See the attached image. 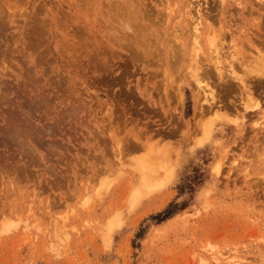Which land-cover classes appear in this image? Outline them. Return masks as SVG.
Listing matches in <instances>:
<instances>
[{
  "label": "rangeland",
  "instance_id": "1",
  "mask_svg": "<svg viewBox=\"0 0 264 264\" xmlns=\"http://www.w3.org/2000/svg\"><path fill=\"white\" fill-rule=\"evenodd\" d=\"M198 15L197 59L216 35L252 88L221 95L237 122L196 114ZM259 50L264 0H0V264H264V106L240 119Z\"/></svg>",
  "mask_w": 264,
  "mask_h": 264
},
{
  "label": "bare ground",
  "instance_id": "2",
  "mask_svg": "<svg viewBox=\"0 0 264 264\" xmlns=\"http://www.w3.org/2000/svg\"><path fill=\"white\" fill-rule=\"evenodd\" d=\"M114 2V1H113ZM89 11V10H88ZM125 12H126V10H125ZM124 12V13H125ZM130 14V13H129ZM115 15V14H114ZM170 16V15H169ZM126 17V16H125ZM192 18H194V17H192ZM124 19V18H123ZM87 20V19H86ZM196 21L194 22V26H193V37H194V39L192 40V42H193V48H192V50H193V59H194V64L195 65H193L192 67L194 68H190L191 70H193V71H190L191 72V74H190V76H191V79L196 83V85L198 86V89L200 90V91H202L203 92V95H204V97H206V98H204V100H203V102L202 103H200L199 104V102H200V99H199V102L197 103L198 105H199V107H198V109H197V115H198V113H199V116H203V114L205 113V110H206V112H209L212 108L214 109V106H216V104H220V106H219V108L218 109H215V113H213V114H215V116H217L218 118H220V119H222V120H231V121H233V122H237V118L236 117H233V116H231V114L227 111L228 109L226 108V107H228L224 102L222 103V101H221V98L224 96V94H229V93H227L228 91L230 92V90L232 89V85L231 84H233V81L230 83L229 81H230V79H233V80H235L234 82L237 84V82L239 83V85H238V88L242 91V90H244V89H252V88H250L249 87V82H248V80H246V78L243 76V75H239V73H237V71H236V69H235V66H234V64H229V62L228 63H226L225 62V60H226V58H225V55H223L222 53L224 52H222V48L224 49V46H222L224 43L222 42L223 41V39H220L219 41H221V43L219 44V43H217L218 41L217 40H215V38H218L216 35L215 36H213V37H211L210 39H209V43L211 44V46L213 47L212 49H210L209 50V58H210V64L212 65V67L210 66V67H207L208 65H203V64H201L200 63V61H199V59H197L198 57H197V54H198V51L200 50V48L198 49V40H197V37H199L198 36V33L200 32V29H201V26H202V24H201V20H200V16L198 15L197 17H196V19H195ZM113 22V21H112ZM141 23V22H140ZM206 23H208V22H206ZM207 25V24H206ZM86 26V25H85ZM126 26H127V28H129V29H131V27H130V25H129V23L128 24H126ZM207 27V26H206ZM76 28H77V26H76ZM81 28V27H80ZM205 28V27H204ZM77 31H79V30H77ZM87 31V30H86ZM110 33V32H109ZM109 33H107V34H109ZM188 33V32H187ZM192 33V32H191ZM220 33V32H219ZM219 33H217L218 35H220ZM225 33V32H224ZM111 34V33H110ZM114 34V33H113ZM82 35V34H81ZM116 35V34H115ZM111 36V35H110ZM122 37V36H121ZM121 37H119V38H121ZM127 37V36H126ZM222 37V36H221ZM220 37V38H221ZM76 38V37H75ZM89 38V37H88ZM178 38V37H177ZM223 38V37H222ZM262 38V37H261ZM78 39V38H77ZM133 39V38H132ZM219 39V38H218ZM107 40V39H106ZM251 40V39H250ZM249 41V40H248ZM139 43H140V41H138ZM122 43V42H121ZM133 43V42H132ZM90 44V43H89ZM117 45V44H116ZM133 45V44H132ZM144 45V44H143ZM143 45H142V47L140 48V49H142L143 48ZM90 46H91V44H90ZM104 45H102V47H103ZM123 47H124V45H123ZM174 47H177V46H174ZM181 47H182V45H181ZM87 48V47H86ZM169 48H170V46H169ZM125 49V48H124ZM127 49V48H126ZM171 50H174V49H172V47L170 48ZM177 49V48H176ZM183 49V48H182ZM89 50H90V48H89ZM179 50V49H178ZM170 51V50H169ZM261 50H259V52H260ZM133 52V51H132ZM177 52V51H176ZM175 52V53H176ZM261 52H264V51H261ZM85 53V52H84ZM169 53H171V52H169ZM174 53V52H173ZM175 53L174 54H172V56L174 55L175 56ZM226 54V53H225ZM104 55V54H103ZM115 55V54H114ZM113 55V56H114ZM134 55V54H133ZM192 55V54H191ZM262 56H263V54H261ZM110 56V55H109ZM112 56V55H111ZM171 56V57H172ZM173 56V57H174ZM257 56H258V52H257ZM72 57V56H71ZM133 57V56H132ZM177 58H179L178 56H176ZM175 58V57H174ZM173 58V59H174ZM176 58V59H177ZM134 59V58H133ZM173 59H171V60H173ZM213 59V60H212ZM262 59V58H261ZM209 60V59H208ZM110 61V60H109ZM263 61H264V59H263ZM126 62V61H125ZM172 62H174V61H172ZM240 62H241V64L243 63V60H240ZM113 63V62H112ZM158 63V62H157ZM245 63V62H244ZM107 65V64H106ZM153 65V64H152ZM156 65V64H155ZM192 65V64H191ZM227 66L229 67L228 69H226L227 68ZM125 67V66H124ZM123 67V68H124ZM248 67V66H247ZM255 69L256 70H252V67H251V71L250 72H254L255 73V75L257 76V78H261L260 80H264V63L263 64H261V62L260 63H256V65H255ZM80 68V67H79ZM96 72V71H95ZM121 72V71H120ZM247 72V71H246ZM97 73V72H96ZM177 73V72H176ZM85 74H86V72H85ZM84 74V75H85ZM248 74V73H247ZM189 76V77H190ZM213 77H216V78H218L220 81H223V85L221 86V87H218V88H221V91H220V89H216L215 88V85L214 84H216V83H214V80H213ZM219 81V82H220ZM222 83V82H221ZM217 85V84H216ZM264 85V84H263ZM262 85V86H263ZM236 85H234V87H235ZM91 88V87H90ZM236 89H237V86L235 87ZM234 88V89H235ZM88 89V88H87ZM235 89V90H236ZM233 90V89H232ZM231 90V92H233ZM199 91V92H200ZM254 91V90H253ZM252 91V92H253ZM256 91V90H255ZM254 91V92H255ZM201 92V93H202ZM231 92H230V94H231ZM243 92V91H242ZM257 92V91H256ZM178 93L181 95L182 94V88H181V86L180 85H178ZM198 93V92H197ZM244 93V92H243ZM169 94V93H168ZM175 94V93H174ZM89 95V94H88ZM93 95V94H92ZM197 95H200V93L199 94H197ZM221 95H222V97H221ZM116 96V95H115ZM201 96H202V94H201ZM238 96H240V95H238ZM133 97V96H132ZM229 97V96H228ZM260 98V97H259ZM259 98L257 97V94H256V96H255V93L254 94H248L246 97H245V100H243V101H241L240 103V105L242 106V111L243 112H245V116H244V114L241 116V118L240 119H243V120H245L246 119V116L248 115V112H255V111H258V112H263V111H261L262 110V106H264L263 104H262V99L261 100H259ZM176 101V100H175ZM178 101V100H177ZM231 101V100H230ZM129 102V101H128ZM221 102V103H220ZM234 102V101H233ZM233 102H231V103H233ZM82 104V103H81ZM205 104H207L206 106H208L206 109L204 108V105ZM125 105V104H124ZM82 106H83V104H82ZM205 106V107H206ZM222 106H226L225 108V110L224 111H222V110H220V108H222ZM115 107H117V106H115ZM123 107H125V106H123ZM121 108V107H120ZM79 109V108H78ZM125 110V109H124ZM128 110V109H127ZM217 110V111H216ZM235 110H237V108L235 107ZM240 110V109H239ZM117 111V110H116ZM167 111V110H166ZM169 111V110H168ZM175 111V110H174ZM246 112H247V114H246ZM135 113V112H134ZM262 114V113H261ZM124 116V115H123ZM199 116H198V118H199ZM263 116H264V114H263ZM115 117V116H114ZM118 117H120V116H118ZM200 120V119H199ZM202 121V120H201ZM118 122V121H117ZM206 122V121H205ZM16 123V122H15ZM200 121L198 122V128L199 127H203L204 125H206V124H204L203 122L202 123H200ZM255 123H256V121H255ZM197 124V123H196ZM257 124V123H256ZM116 125V124H115ZM211 126V129H212V126H213V123H212V121H210L209 123H208V125L207 126ZM210 126H209V128H210ZM14 127H15V125H14ZM118 127H119V125H118ZM117 128V127H116ZM201 128H199V129H201ZM209 128H206V130H210ZM10 129V128H9ZM15 129V128H14ZM13 129V130H14ZM205 129V128H204ZM13 130H11V131H13ZM19 130V129H18ZM8 131V130H7ZM175 131V130H174ZM173 131V132H174ZM262 131H263V129H262ZM261 131V132H262ZM109 133V132H108ZM175 133V132H174ZM201 133V132H200ZM263 133H264V131H263ZM262 133V135H264ZM131 134V138H132V140H134V142L131 144V140H129V142H130V144L127 146V147H132V149H131V152H132V150L134 149V151L135 150H137L138 148L140 149V147L142 148V146L143 147H145L146 148V146H147V142H149V140L148 139H146V140H148L146 143L144 142H142V139H141V134H140V132H138V131H133L132 133H130ZM207 134H209V131H207ZM146 135H144V137H145ZM208 136V135H207ZM207 136H205V139L207 138ZM115 137V136H114ZM130 137V136H129ZM204 136H202V137H198L197 138V141H196V143H197V145L198 146H203V144H204V142H205V139L203 138ZM262 137V136H261ZM264 137V136H263ZM262 137V138H263ZM146 138H147V136H146ZM149 138V137H148ZM152 138V137H151ZM201 138V139H200ZM129 139V138H128ZM199 139V140H198ZM145 140V141H146ZM262 140H264V138L262 139ZM15 141V140H14ZM117 143V142H116ZM153 143V142H152ZM157 143V142H156ZM128 144V143H127ZM143 144H146V146L145 145H143ZM148 144H150V143H148ZM168 144V143H167ZM170 144V143H169ZM168 144V145H169ZM172 144V143H171ZM171 144H170V146H171ZM8 145V144H7ZM159 145V144H158ZM164 145V144H163ZM167 145V146H168ZM155 146H156V144H155ZM173 146V145H172ZM149 147V146H148ZM155 148H157V147H155ZM29 149V148H28ZM27 149V150H28ZM127 149V148H126ZM143 149V148H142ZM147 149V148H146ZM150 149V148H149ZM163 149L165 150V151H163V154L161 153L162 151L161 150H158V149H150L149 151H150V154H151V160L153 159V160H162L163 158H161V154L165 157V158H167V159H169V162H170V164H172L171 165V170H170V172H171V174L173 173V171H174V166H175V162L174 163H172L173 161H170V159H172L171 158V155H170V153L171 152H169V150H168V148H167V150H166V148H164L163 147ZM169 149H170V147H169ZM30 151V150H29ZM127 151V150H126ZM145 151V150H144ZM174 151H175V149H174ZM125 153V152H124ZM161 153V154H160ZM27 154V153H26ZM29 155H30V153H28ZM13 155V154H12ZM42 155V154H41ZM145 155V154H144ZM177 155L178 154H176V157H177ZM14 158V157H13ZM164 158V159H165ZM29 159V158H28ZM33 159V158H32ZM149 159V158H148ZM163 159V160H164ZM162 160V161H163ZM165 161V163L167 162L166 160H164ZM16 162V161H15ZM27 162V161H26ZM151 162V161H150ZM157 162L158 161H156V164H157ZM168 162V163H169ZM31 163V162H30ZM161 163H159V165H160ZM149 165V164H148ZM162 165H164V167L166 166V165H169V164H162ZM161 165V166H162ZM54 166V165H53ZM151 166H153L152 164L150 165V167L148 168V169H150L151 168ZM146 167V166H145ZM148 167V166H147ZM155 167V166H154ZM159 167V166H158ZM156 168V169H159V168ZM163 167V168H164ZM51 167H49V169H50ZM169 168H170V165H169ZM169 168H167L168 170H169ZM9 170V169H8ZM151 170H154V171H152L151 172V174H150V176H153V179L152 180H154V176H158L159 177V174H157L158 172L155 170V169H151ZM160 170H161V167H160ZM160 170H158V171H160ZM162 170H166V168L165 169H162ZM167 170V171H168ZM52 171V170H51ZM142 171V170H141ZM147 171V170H146ZM148 171H150V170H148ZM20 172V171H19ZM28 172V171H27ZM54 172V171H53ZM157 172V173H156ZM162 172V171H161ZM164 173V172H163ZM162 173V174H163ZM54 174V173H53ZM143 174H144V172H143ZM146 175V174H145ZM148 175V174H147ZM141 176V175H140ZM139 177V176H138ZM144 177V176H143ZM143 177H141V179H139L138 178V180H142V178ZM56 178V177H55ZM145 178H147V177H144L143 179L144 180H147V179H145ZM160 178H162V177H160ZM159 178V180H162V179H160ZM148 179H149V177H148ZM144 180H142V182H145V183H142V182H139V184H140V187H141V183H142V187H144L143 185H147L148 183H150V182H148L147 181V183H146V181H144ZM156 181V180H155ZM158 181V180H157ZM153 183V182H152ZM59 184V183H58ZM138 184V185H139ZM153 185V184H152ZM151 185V183L149 184V185H147V186H145L146 188L148 187V186H152ZM134 186V185H133ZM137 186V185H136ZM135 186V188H137ZM155 186V185H154ZM134 188V189H135ZM142 189V188H141ZM160 189V188H159ZM126 190V189H125ZM144 190V189H143ZM146 190V189H145ZM148 190V191H147ZM146 191L149 193V189H147ZM151 190V189H150ZM141 192V191H140ZM139 192V193H140ZM124 193V192H123ZM145 193V195H146V192H144ZM144 193H143V195H144ZM147 193V194H148ZM172 194V193H171ZM207 194V193H206ZM148 196V195H147ZM165 200H166V198H165ZM136 219V218H135ZM112 231V230H111ZM110 233V232H109ZM215 260H219V258L216 256L215 258H214Z\"/></svg>",
  "mask_w": 264,
  "mask_h": 264
},
{
  "label": "trees",
  "instance_id": "3",
  "mask_svg": "<svg viewBox=\"0 0 264 264\" xmlns=\"http://www.w3.org/2000/svg\"><path fill=\"white\" fill-rule=\"evenodd\" d=\"M178 210L168 211L165 213L160 214V219H158V222H161L169 217H171L173 214H175Z\"/></svg>",
  "mask_w": 264,
  "mask_h": 264
}]
</instances>
